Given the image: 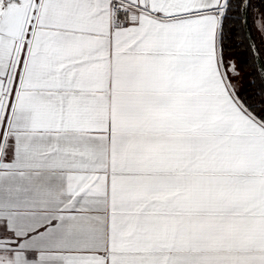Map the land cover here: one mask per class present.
<instances>
[{"label": "snow or ice", "instance_id": "6c2138e0", "mask_svg": "<svg viewBox=\"0 0 264 264\" xmlns=\"http://www.w3.org/2000/svg\"><path fill=\"white\" fill-rule=\"evenodd\" d=\"M252 8L0 0V264H264Z\"/></svg>", "mask_w": 264, "mask_h": 264}, {"label": "flooded vegetation", "instance_id": "af4514ba", "mask_svg": "<svg viewBox=\"0 0 264 264\" xmlns=\"http://www.w3.org/2000/svg\"><path fill=\"white\" fill-rule=\"evenodd\" d=\"M257 9L260 12L264 13V0H256L255 4H253V8L251 10V14L253 15V17H255Z\"/></svg>", "mask_w": 264, "mask_h": 264}, {"label": "trees", "instance_id": "16d2710c", "mask_svg": "<svg viewBox=\"0 0 264 264\" xmlns=\"http://www.w3.org/2000/svg\"><path fill=\"white\" fill-rule=\"evenodd\" d=\"M255 1H256V0H252V4H255Z\"/></svg>", "mask_w": 264, "mask_h": 264}]
</instances>
